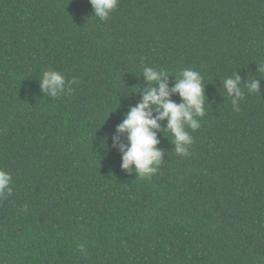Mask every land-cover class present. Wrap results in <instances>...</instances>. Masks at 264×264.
<instances>
[{"label": "trees", "instance_id": "16d2710c", "mask_svg": "<svg viewBox=\"0 0 264 264\" xmlns=\"http://www.w3.org/2000/svg\"><path fill=\"white\" fill-rule=\"evenodd\" d=\"M261 62L264 0H119L106 22L88 0H0V169L13 189L0 264H264ZM146 66L169 88L195 70L205 95L188 157L157 132L150 180L121 169L112 141ZM48 69L79 83L48 98ZM235 74L260 83L238 112L222 87Z\"/></svg>", "mask_w": 264, "mask_h": 264}, {"label": "clouds", "instance_id": "9594fccd", "mask_svg": "<svg viewBox=\"0 0 264 264\" xmlns=\"http://www.w3.org/2000/svg\"><path fill=\"white\" fill-rule=\"evenodd\" d=\"M92 15L100 21H107L116 9L119 0H88ZM257 72L264 73V62L257 64ZM141 75L147 83L139 101L128 109L124 119L116 127V135L112 137L113 146L121 154V169L127 174L135 173L136 177L150 180L157 174L163 163L164 150L157 147L159 141L157 132L170 133L171 144L177 155L188 157L189 147L194 138L187 129L196 131L201 127L200 120L205 115V95L203 77L192 69H183L175 77L176 82L169 88L167 77L170 74L163 69L144 67ZM264 79V78H260ZM239 75L226 78L222 87L231 97L234 111H239L238 102L247 93H260V83L257 79L248 80L242 87ZM76 78L66 80V77L53 69L41 73L39 85L41 93L48 98H59L72 92V85L78 84ZM138 89L135 91L137 92ZM172 94H178L180 102L170 99ZM156 115H153V113ZM167 121L162 128L160 121ZM121 136L126 143H120ZM11 174L0 169V200L12 195ZM24 211H27L25 206ZM78 248L83 256H87L85 244Z\"/></svg>", "mask_w": 264, "mask_h": 264}]
</instances>
